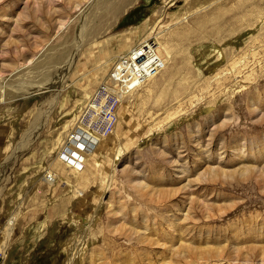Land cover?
I'll return each instance as SVG.
<instances>
[{
    "label": "rangeland",
    "instance_id": "obj_1",
    "mask_svg": "<svg viewBox=\"0 0 264 264\" xmlns=\"http://www.w3.org/2000/svg\"><path fill=\"white\" fill-rule=\"evenodd\" d=\"M94 1L0 0V80L10 84L86 31L73 84L21 152L41 100L26 99L27 83L0 102V264H264V0H128L120 14ZM143 26L165 69L121 103L106 142L137 144H126L97 212L98 176L82 184L53 165L113 65L94 72L97 56L117 40L121 54ZM49 169L53 185L42 180Z\"/></svg>",
    "mask_w": 264,
    "mask_h": 264
},
{
    "label": "bare ground",
    "instance_id": "obj_2",
    "mask_svg": "<svg viewBox=\"0 0 264 264\" xmlns=\"http://www.w3.org/2000/svg\"><path fill=\"white\" fill-rule=\"evenodd\" d=\"M127 1L128 0H96V1H94L93 9L95 7L99 10H102L103 13L120 14L122 12L123 8L126 6ZM88 9H90V8H88ZM87 19H88L87 15H85V16H83L82 21L86 22ZM101 19H102V17H101ZM148 22L149 21L146 22V25H148ZM158 22H159V19H157L154 22V24H157ZM154 24L151 26V28H153ZM81 27H83V26H81ZM143 27L135 28L131 32L126 33L127 38H128V42L126 44L125 51L123 50V52L121 54L117 55V53H115V51H117L116 49L119 47L120 42H122V40H117L109 48L103 50L107 54H105V56H103L101 54H99L97 56V59H96L97 64L94 67V72L98 71L102 68H108L118 58L126 55L133 47H135L139 43L144 42V41H146V40H148L154 36L152 31H149V30L145 31L146 27H144V28ZM147 28H149V27H147ZM103 29H104V26H103ZM85 32L86 31L84 28L82 29V31L78 32V36H77V38L73 44V47H74L73 51L70 52V50H66L65 53H62L63 52L62 51L61 52L62 54L60 53L57 57H54L55 54L52 55V52H49V50H48L44 54L43 58L38 59L37 62L34 63L32 66H30L26 69H23V71L19 72L17 74V77L15 78L16 82L12 81L11 82L12 84H10L5 79L0 80V91H1L0 102L4 100L5 92H8L7 89L13 88V85H18V84L21 85V84H27V83L28 84L25 87V90L27 89V91H25V93L28 94V96L26 97V99L27 98L28 99L29 98H36L39 96V100H41V104H40L41 106L39 108V114L37 117L38 119L36 122H34L33 126H30V127H32L31 132L30 133H29V131L27 132V133H29L27 135V138L21 144H19L18 148L16 149V153L21 152L24 149H27V147H26L27 141H29V143L30 142L33 143L38 138L39 133H41L40 131L43 128H45V126L47 125V119H48V117L51 116L50 113L53 112L52 110H54L53 108L55 107L56 103L58 102V97L60 96L64 86L66 84H68V85L73 84V82L71 80H69V78L67 76L69 75L68 73H70L75 68L76 63L79 62V59L82 57V52L85 48V45L81 41H82V38L86 35ZM79 40H81V41H79ZM100 62H101V64H100ZM54 72L55 73L57 72V73L55 74ZM53 74H55V76H52ZM37 79H40V81H35ZM17 80H19L20 82H17ZM40 82L44 83V84L40 85ZM51 89H54L55 95L53 96L52 99H46L47 93L51 92ZM22 91L24 92V90H22ZM11 93H12V91H11ZM21 94H23V93H21ZM132 94L133 93L129 94L128 96H130ZM128 96H126V97H128ZM126 97H124L122 99V101ZM57 106H58V104H57ZM76 117H77V114H76ZM115 132L116 131L114 130V132L111 135L117 134ZM140 137H142V136H140ZM141 139H143V137ZM127 140H128V143H124V142H121L119 140V138H117L116 142L113 145V144H108L106 142V139H104L93 150H86V149H82L78 146H71L70 150H73L77 156L75 158V162L69 161L68 159H66L62 155V152H60L58 159L54 163L53 167L55 170L61 172L60 175L62 176V178H63V175L65 174V172L66 173L68 172V170H69L68 168L75 169L77 171L76 179H77V181H79L82 184L87 183L89 180H91L95 176H98L97 178L99 179V184L101 185V188H102V191L99 195L100 203L97 204V206H98L97 212H100L101 208L103 206L104 194L110 191V189L112 188V186L115 182V175L117 173L116 172L117 165L123 159V157L125 156V154L127 152L126 144H128L127 145L128 147L130 145H134V144L136 145L137 144L136 140L132 139L131 137L127 138ZM61 148H62V145H61L60 149ZM7 164H8V162H5L2 166H0V172H4V169L6 168ZM66 165L68 166V168H66ZM52 170L53 169H49V171H47V173H46L47 178H46V175L44 177H42V180L47 182L49 185H53L54 182H56V179H54L53 177L50 176V171H52ZM57 175H59V174H57ZM0 179H1V177H0ZM39 180H41V179H39ZM0 184H1V182H0ZM95 216H94V219H95ZM92 222L94 223L93 220H92ZM10 225L11 226L13 225L12 221L10 222ZM3 235H4V237L6 236L8 239H12V233L11 232L7 233L5 230L3 232ZM0 237H1V235H0ZM1 247L3 248V246H1ZM5 248L7 249L6 246L4 247V249ZM5 250H3V251H5ZM74 262L76 263V261L72 258L71 264H74ZM69 264H70V262H69Z\"/></svg>",
    "mask_w": 264,
    "mask_h": 264
},
{
    "label": "built area",
    "instance_id": "obj_3",
    "mask_svg": "<svg viewBox=\"0 0 264 264\" xmlns=\"http://www.w3.org/2000/svg\"><path fill=\"white\" fill-rule=\"evenodd\" d=\"M165 69V61L156 40L149 39L118 58L107 77L82 105L60 152L69 161L77 157L71 146L93 150L109 137L119 121L122 99L138 91Z\"/></svg>",
    "mask_w": 264,
    "mask_h": 264
}]
</instances>
